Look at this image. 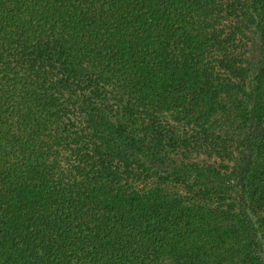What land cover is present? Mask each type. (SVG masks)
Returning <instances> with one entry per match:
<instances>
[{"label": "trees", "instance_id": "1", "mask_svg": "<svg viewBox=\"0 0 264 264\" xmlns=\"http://www.w3.org/2000/svg\"><path fill=\"white\" fill-rule=\"evenodd\" d=\"M0 264H264V0H0Z\"/></svg>", "mask_w": 264, "mask_h": 264}]
</instances>
